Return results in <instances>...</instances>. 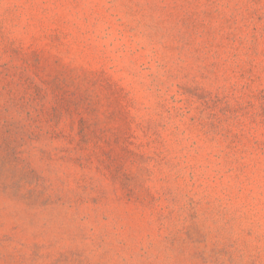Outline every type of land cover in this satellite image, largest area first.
<instances>
[{
    "label": "rangeland",
    "instance_id": "374dc122",
    "mask_svg": "<svg viewBox=\"0 0 264 264\" xmlns=\"http://www.w3.org/2000/svg\"><path fill=\"white\" fill-rule=\"evenodd\" d=\"M0 264H264V0H0Z\"/></svg>",
    "mask_w": 264,
    "mask_h": 264
}]
</instances>
